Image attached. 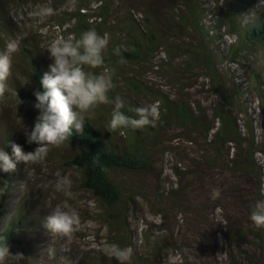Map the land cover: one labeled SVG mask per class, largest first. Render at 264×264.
<instances>
[{
  "label": "trees",
  "instance_id": "obj_1",
  "mask_svg": "<svg viewBox=\"0 0 264 264\" xmlns=\"http://www.w3.org/2000/svg\"><path fill=\"white\" fill-rule=\"evenodd\" d=\"M213 1L208 7L201 0H77L70 13L77 23L70 31L76 39L89 29L106 36L96 68L108 70L112 87L107 102L85 114L84 130L63 142L70 145L68 154L48 149L43 159L18 163L14 172L0 174V239L8 251L19 244L38 253V240L32 243L25 230L40 229L48 215L40 179L71 170L104 207L112 243L137 251L130 259L102 255L100 264H153L170 254L179 255V264H264V227L249 220L252 204L264 199V170L256 156L264 153V119L258 133L252 113L257 111L252 104L256 94L264 118V65H254L252 71L245 64L255 54L258 62L264 60V4ZM93 2L98 5L91 7ZM90 17L96 21L89 22ZM2 30L0 21V52L6 46ZM188 36L197 41L185 44ZM31 41H22L25 63L18 66L22 77L13 86L17 97L29 103V109L21 107L22 115L34 123L32 93L39 90L47 64ZM238 64L245 76L252 72L250 81L237 73L233 66ZM201 85L198 91L215 98L211 104L194 89ZM116 97L120 111L137 118L136 109H141L144 122L107 131ZM18 131L0 111V149L10 152V143H17L28 152ZM172 153L180 159L172 166L176 184L165 187L158 168ZM154 175L157 188L148 193L147 179ZM25 180L23 192L19 183ZM140 199L153 204L161 222L151 224L157 232L144 231L148 246L138 250L132 218Z\"/></svg>",
  "mask_w": 264,
  "mask_h": 264
},
{
  "label": "rangeland",
  "instance_id": "obj_2",
  "mask_svg": "<svg viewBox=\"0 0 264 264\" xmlns=\"http://www.w3.org/2000/svg\"><path fill=\"white\" fill-rule=\"evenodd\" d=\"M202 3H206L209 6H213V0H201ZM259 4H264V0H254ZM4 5L0 9V21L3 25L1 36L4 38L6 45L9 42L13 43V49L10 52L11 66L9 74L4 81H0V111L7 116L13 125L19 130L18 132L23 135L22 126L30 129L33 125L26 115H22L25 111H21V107L29 109V103L26 104L21 101L14 90L13 83H16L17 77H22L19 73V67L23 66L25 60L22 54V41L25 38L32 39L30 47L35 46L36 50L41 53V60L45 61L48 65L51 61L48 58L46 49L49 44L55 39H72L76 40V34L70 31L77 23L74 15L71 12L77 9V0H26L23 4L17 3L14 0H4ZM98 4L93 2L91 7L97 6ZM41 8H48L51 11L45 15H40ZM82 11H86V8H82ZM99 20V18L97 19ZM89 22L94 23L95 18L90 17ZM34 37V38H33ZM185 44L195 43L197 40L195 37H186L183 40ZM231 41V39H228ZM179 42V41H178ZM182 42V41H181ZM209 45L213 47L212 42L209 41ZM5 49V48H4ZM215 49V48H214ZM159 56V55H158ZM255 56H258L255 54ZM253 57L250 61L245 60V64L253 71L254 65L263 67L264 63L261 60L258 62V58ZM160 57V56H159ZM254 61L256 62H253ZM259 64V65H258ZM237 68L241 78L248 79L252 72H249L250 76H245V70L241 68V65H234ZM239 68V69H238ZM86 71L108 73L107 69L86 67ZM150 75V74H149ZM153 76V75H152ZM230 84L233 83L230 81ZM202 85L195 87L198 96L202 99L205 104H211L214 102V97L206 93L202 89ZM4 90V91H3ZM255 96V97H254ZM252 96L253 105L257 107L256 113L253 111L256 118V126L258 133L260 132L259 126H261V120L263 116L258 107L257 95ZM251 104V105H252ZM244 108V107H243ZM258 115V116H257ZM260 117V118H259ZM256 128V127H255ZM28 151L33 150L36 145L26 144L24 146ZM50 153L61 156L62 154H68L70 145L60 144L59 146H49ZM56 155V156H57ZM177 154L172 153L171 156L166 155L165 161L158 168L161 170L162 176L161 185L170 187L172 184H176V177L172 173V166L179 164L180 159L176 156ZM263 165L264 170V153H258L256 155ZM172 159V160H171ZM46 165V164H45ZM44 164L43 167H46ZM33 172V170H32ZM32 172H29L28 180L33 179ZM67 174L71 180V185L67 192L56 191L51 187L49 181H54L56 177ZM79 173L76 171L60 172L57 175H43L41 181L43 186L39 185L40 191L45 196L43 209L49 213L55 207H61L65 211L74 213L76 215L77 222L74 226V230L68 235H59L49 233L43 226L39 229L36 228L32 231H27V238L37 241L39 247L38 253L34 251L33 247L30 249L25 248L23 245H16L11 248L8 252L0 254V264H100L99 260L102 255L106 257L118 256L124 258H132L134 253L137 251L134 248L125 246L124 249H120L117 245L112 243L109 237L110 225L106 223L103 216L107 215L104 207L97 202L92 194L81 187ZM158 177L154 175L151 179H147L149 183L147 192L155 191L157 188ZM27 180L19 183V189L24 192L25 184ZM48 184V187L44 185ZM37 194V192H35ZM154 197V196H152ZM18 198V197H17ZM213 199V194H211ZM18 200V199H15ZM43 203V204H44ZM152 203H147L140 199L138 203L137 215H133L132 226L137 230V245L136 249L141 250L143 245L148 246L145 243L144 231L148 228L149 232H157V228L151 224L160 223V217L152 212ZM221 213V211L219 212ZM170 228L167 232L173 233L172 229L174 224L170 222ZM151 227V228H150ZM31 241V240H29ZM27 245V244H26ZM221 257H224L221 252ZM181 260L178 254H170L167 256L165 261H161V256L157 257L153 264H179Z\"/></svg>",
  "mask_w": 264,
  "mask_h": 264
},
{
  "label": "clouds",
  "instance_id": "obj_3",
  "mask_svg": "<svg viewBox=\"0 0 264 264\" xmlns=\"http://www.w3.org/2000/svg\"><path fill=\"white\" fill-rule=\"evenodd\" d=\"M51 9L41 8L45 15ZM107 45L106 36L98 35L94 29L83 31L79 38L55 39L44 49L50 63L39 80V90H34L33 108L36 118L30 129L21 127L26 144H34L32 151L25 152L17 143H10V152L0 149V174L12 173L18 163L35 162L47 155L49 146H59L73 133H81L85 126V114L97 104L107 102V93L112 87L107 74L86 71L102 63V52ZM13 43L9 42L0 52V81L6 80L11 66L10 52ZM107 131L118 127H137L144 122L141 109H136L137 118L120 111L122 102L116 97L113 102ZM9 144V142H8ZM49 184L56 191L69 189L71 180L67 174L58 176ZM46 184L44 187H48ZM260 191L264 194V178H261ZM217 193L213 192L215 196ZM249 220L258 228L264 227V199L255 201L250 209ZM76 215L61 207L53 208L42 221L43 227L53 234L68 235L74 230ZM8 252L6 240L0 239V254Z\"/></svg>",
  "mask_w": 264,
  "mask_h": 264
}]
</instances>
